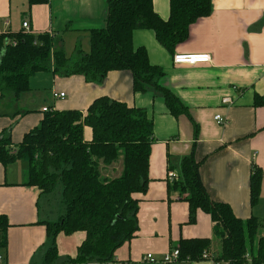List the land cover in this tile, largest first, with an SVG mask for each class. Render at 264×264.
<instances>
[{
	"label": "crops",
	"instance_id": "obj_1",
	"mask_svg": "<svg viewBox=\"0 0 264 264\" xmlns=\"http://www.w3.org/2000/svg\"><path fill=\"white\" fill-rule=\"evenodd\" d=\"M107 2L49 0L48 4L28 8V0H0V35L22 32L23 23L27 22L32 34L54 36V51H65L71 57L80 46L88 53L91 32L105 27ZM212 2V14L193 24L188 40L175 51L210 54V64L175 65V54L158 43L152 30H136L132 36L134 48H145L150 63L164 70L160 85L189 109L191 118L172 116L159 93H134L129 72H110L102 83L89 82L80 75L53 74V86L49 82L45 86L66 97L56 101L51 92V105H47L48 95L40 89L44 85L31 88L17 101L12 96H0V140L9 137L14 145L40 126L44 108L85 114L101 97L143 109L153 120L150 183L146 194L135 195L139 202V230L116 251L113 261L104 264H161L145 262L144 257L153 254L160 261L178 248L181 240L208 239L212 243L210 253L214 252L217 239L211 216L199 210L196 222L190 224L189 204L169 190V173H177L181 160L191 155L201 163L200 177L213 201L229 205L242 220L252 216L264 219V107L254 106L255 96L264 95V0ZM153 6L160 18L169 19L170 0H153ZM225 98L234 100V105H223ZM218 115L227 123L217 122ZM255 165L262 171L263 182L260 201L251 207L250 176ZM28 169L25 161L0 164V215H6L11 225L5 257L8 264H44L48 238L46 226L40 223L57 222L64 212L60 190L59 211L51 205V195L22 185ZM121 172V165H114L108 176L119 177ZM85 238L84 232L60 234L58 264L76 258ZM214 253L210 257H215ZM176 264L215 261L181 260Z\"/></svg>",
	"mask_w": 264,
	"mask_h": 264
},
{
	"label": "trees",
	"instance_id": "obj_2",
	"mask_svg": "<svg viewBox=\"0 0 264 264\" xmlns=\"http://www.w3.org/2000/svg\"><path fill=\"white\" fill-rule=\"evenodd\" d=\"M48 3L28 0L27 5ZM212 12V0H170V16L165 21L155 12L153 0H108L105 27L91 32L90 52L77 46L71 57L53 50L54 36L48 33L29 34L23 29L0 35L1 99L12 96L19 100L31 91L32 76L42 71L64 77L80 75L92 83H102L113 71L129 72L134 93H159L172 116L191 118L189 109L160 85L164 70L150 63L145 48H134L132 36L136 30H152L158 43L174 55L188 40L191 26ZM254 106L264 107V95L255 96ZM44 114L40 126L19 144L14 145L9 137L0 140V164L25 161L29 165L22 185L37 187L43 195H52L61 187L62 217L40 223L46 226L48 238L44 264H58L57 237L76 232H84L86 238L76 258L65 264L111 262L139 230L135 195L146 194L150 183L153 120L145 110L108 97L96 99L85 114L76 110ZM114 165H121L122 172L110 178L108 170ZM200 166L192 155L183 158L173 180L169 179V190L189 204L190 224L196 222L199 210L211 216L221 249L212 258L210 240H181L179 261L264 264V219L242 220L229 205L213 201L202 183ZM262 182V171L255 165L250 176L251 207L260 201ZM10 227L7 216L0 215V264H8Z\"/></svg>",
	"mask_w": 264,
	"mask_h": 264
},
{
	"label": "built area",
	"instance_id": "obj_3",
	"mask_svg": "<svg viewBox=\"0 0 264 264\" xmlns=\"http://www.w3.org/2000/svg\"><path fill=\"white\" fill-rule=\"evenodd\" d=\"M23 29L27 32V33H31V29L30 26L27 22L23 23ZM50 34V33H48ZM51 35V34H50ZM173 63L175 65H190V66H196L198 64H210L212 63V57L210 54H175L173 56ZM53 99L58 101V100H64L66 97L65 93H58V92H53L52 93ZM222 104L225 106H232L234 105V100H232L231 98H225L222 101ZM52 111L50 108H44L43 109V113H47ZM215 120L217 122L220 123H227V120H225L224 118H222L221 115L216 116ZM176 173L174 172H170L169 173V179L173 180L174 176ZM207 255H204L205 258ZM179 257H180V250L178 248H175L174 250H172L171 252H169L168 254H166L160 261L157 260L153 254H148L144 257V261L148 262V263H157L161 262V264H176L177 262H179ZM2 261V257L0 256V263ZM217 264V263H215Z\"/></svg>",
	"mask_w": 264,
	"mask_h": 264
},
{
	"label": "rangeland",
	"instance_id": "obj_4",
	"mask_svg": "<svg viewBox=\"0 0 264 264\" xmlns=\"http://www.w3.org/2000/svg\"><path fill=\"white\" fill-rule=\"evenodd\" d=\"M53 78L54 77H53L52 71H42V72L35 74L31 78V88L37 89V87H39V85H44L40 89L44 90L43 93L48 95V97L46 98L47 105H51L50 95H51V92L53 93V91L51 90L52 87H47L45 85L49 82L50 85L53 86ZM59 190H61V187H59L57 189V191L51 195L50 203L53 206V208L60 211L62 204L60 203V200H58V197L60 196V194L58 193ZM213 249H214V252L216 251V257H218V254H219L220 249H221L220 241L218 239L216 240V243H215ZM212 252L211 253L209 252L210 256L215 254L214 252L212 254Z\"/></svg>",
	"mask_w": 264,
	"mask_h": 264
}]
</instances>
